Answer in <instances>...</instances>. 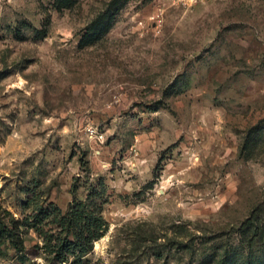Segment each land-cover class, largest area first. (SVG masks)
Listing matches in <instances>:
<instances>
[{
  "label": "rangeland",
  "instance_id": "374dc122",
  "mask_svg": "<svg viewBox=\"0 0 264 264\" xmlns=\"http://www.w3.org/2000/svg\"><path fill=\"white\" fill-rule=\"evenodd\" d=\"M0 131L18 216L35 182L65 211L82 158L105 178L86 264H264L237 230L264 214V0H0Z\"/></svg>",
  "mask_w": 264,
  "mask_h": 264
},
{
  "label": "trees",
  "instance_id": "16d2710c",
  "mask_svg": "<svg viewBox=\"0 0 264 264\" xmlns=\"http://www.w3.org/2000/svg\"><path fill=\"white\" fill-rule=\"evenodd\" d=\"M6 135V134H5ZM0 131V141L5 137ZM83 174L74 177L72 200L64 211L49 196L39 191V185L27 189L28 199L22 206V216L5 207L0 200V251L4 247L15 251L16 264H37L30 255L41 257L44 264H86L95 243L109 229L104 216L109 202V186L103 176L93 177L88 160L81 159ZM155 181L144 189L153 188ZM85 187L83 198L79 190ZM141 194V193H139ZM241 241L249 248L264 244V214L255 208L237 228ZM33 231L36 243L27 246V234Z\"/></svg>",
  "mask_w": 264,
  "mask_h": 264
},
{
  "label": "built area",
  "instance_id": "2783aa9c",
  "mask_svg": "<svg viewBox=\"0 0 264 264\" xmlns=\"http://www.w3.org/2000/svg\"><path fill=\"white\" fill-rule=\"evenodd\" d=\"M152 20H154L155 22H158V23H161L162 22V18L160 17V15L158 14L157 16H154L152 18ZM89 131L90 132H94V129L93 128H89Z\"/></svg>",
  "mask_w": 264,
  "mask_h": 264
},
{
  "label": "water",
  "instance_id": "95a60500",
  "mask_svg": "<svg viewBox=\"0 0 264 264\" xmlns=\"http://www.w3.org/2000/svg\"><path fill=\"white\" fill-rule=\"evenodd\" d=\"M98 241H99V240H98ZM98 241H97V242H98ZM97 242H96V243H97ZM96 243H95V247H96Z\"/></svg>",
  "mask_w": 264,
  "mask_h": 264
}]
</instances>
